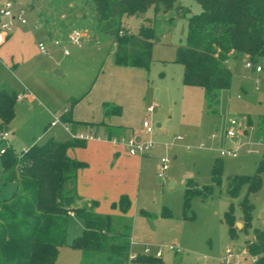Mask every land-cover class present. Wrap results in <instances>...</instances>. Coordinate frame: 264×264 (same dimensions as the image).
<instances>
[{
  "label": "rangeland",
  "instance_id": "rangeland-1",
  "mask_svg": "<svg viewBox=\"0 0 264 264\" xmlns=\"http://www.w3.org/2000/svg\"><path fill=\"white\" fill-rule=\"evenodd\" d=\"M6 1L25 9L28 22H18V26L24 32L29 30L33 40L25 33L1 50L0 86L22 97L16 101L13 119L3 123L2 129L9 136L4 139L0 134V175L3 149L20 155L33 144H42L51 138L68 141L71 133L62 123L56 126L49 123L55 115L59 117L71 98L82 96L91 88L103 68L109 70L116 48L115 38L97 28V9L93 1L0 0V3ZM161 8L156 12L151 5L140 14L125 13L122 26L124 31L134 33L139 32L143 24L153 28L152 62L149 68H142V76L149 81L148 104L157 102V105L152 113L145 110L144 115L152 120L156 129L159 121H163L169 130L164 140L173 145L166 149L162 146L160 155L143 159L134 173L127 174L125 181L121 180L124 177L117 180L119 191H126L132 202L126 215L112 214L105 202L110 194L103 190L108 187L103 185L92 191L102 201L98 211L113 215L114 234L124 232L127 223L132 226L131 254L148 256L150 261L144 263L131 258L129 264H253L246 244L253 238L255 228L264 227V173L260 190L249 191L248 186L243 185L237 196L229 194L227 178L253 175L263 157L264 137L259 136V124L264 117V69L246 68V56L230 61L231 85L221 90L219 103L210 107L204 87L186 84L184 65L175 60L178 48L187 42L189 17L200 12L202 6L196 0H177L173 8L167 11ZM76 31L85 33L81 46L71 39ZM8 32L0 28V34ZM56 39L59 44L55 43ZM39 40L48 45L50 54L39 50ZM63 45L69 49L68 55L64 54ZM259 59L264 66V57ZM118 75L125 77L122 73ZM131 113L127 112L129 117L133 116ZM233 118L240 124L242 140L226 135ZM178 136L182 139L177 140ZM240 143L243 145L237 156L221 154L222 150ZM162 156H168L171 162L165 177L160 178L158 163ZM217 162L222 165L221 183L213 179ZM189 181L198 188H209L208 193L194 192L190 207L185 211ZM16 184L0 182V198H10ZM246 197L253 205L248 232L242 230L241 203ZM231 210L237 229L235 237L230 233L226 218ZM83 231V218L77 214L69 216L66 244L60 248L55 264H84L82 251L72 247ZM229 247L236 256L226 260ZM159 250H162L161 257H157ZM99 256L101 262L96 264H109L107 253Z\"/></svg>",
  "mask_w": 264,
  "mask_h": 264
},
{
  "label": "trees",
  "instance_id": "trees-1",
  "mask_svg": "<svg viewBox=\"0 0 264 264\" xmlns=\"http://www.w3.org/2000/svg\"><path fill=\"white\" fill-rule=\"evenodd\" d=\"M93 1L97 9V28L115 38V63L119 65L149 68L152 62V26L142 25L139 32L124 31L122 17L140 14L154 5L159 12L175 6L177 0H87ZM202 6L198 13L189 17L187 42L178 48L176 61L184 65L183 81L200 85L210 107L217 105L220 92L231 85L233 76L229 62L248 56L254 62L264 57V0H196ZM1 19V15H0ZM18 93L0 86V118L8 123L15 116ZM78 98H71L61 117L72 123V107ZM106 114L121 113L122 106L104 102ZM260 137H264V117H261ZM85 140L74 138L65 142L49 139L42 144H33L20 155L6 149L1 155L2 173L0 182L17 183L10 198H0V264H55L60 248L66 244L69 212L81 216L84 231L73 241L72 247L79 249L85 258L84 264L101 262V254H108L109 264H129L132 258L131 229L127 223L125 231H112L110 216L96 212L99 205L92 200L79 208L73 205L78 199L76 192L67 189L69 181L86 167L84 161L71 158V147L84 146ZM217 183L223 180L222 165L217 162L213 172ZM264 154L253 175H233L227 178L228 192L237 196L243 185L249 191H258L263 184ZM209 186L196 187L189 181L185 191V211L190 207L193 193H208ZM119 205L126 215L132 207L128 196H123ZM244 211L242 230L252 224L253 205L246 197L241 203ZM148 215L146 211H143ZM169 215V214H168ZM232 237L236 235L233 211L226 213ZM247 250L253 264H264V227L255 228L253 238L247 241ZM149 262L148 256L132 258Z\"/></svg>",
  "mask_w": 264,
  "mask_h": 264
},
{
  "label": "crops",
  "instance_id": "crops-1",
  "mask_svg": "<svg viewBox=\"0 0 264 264\" xmlns=\"http://www.w3.org/2000/svg\"><path fill=\"white\" fill-rule=\"evenodd\" d=\"M18 22L24 24L20 20L15 21L13 30L18 28L15 32L11 30L7 35L5 33L0 34V57L2 48L14 38H19V35L23 34L24 36L27 33L25 36L33 40L30 31L24 32L19 28ZM114 43L116 45L115 41ZM64 54L68 55L69 53L64 52ZM246 58H248L247 55ZM113 62L110 64L109 70L102 69L91 88L84 95L76 97L78 100L72 107V123H66L61 117L64 110L70 106V102L68 101L59 117L55 115L56 118L60 119L58 123L53 124V119L49 125L56 126L62 123L71 133L68 140L74 139V135L77 134L93 136L92 138L84 139V146L71 147L68 150V155L71 158L84 161L87 164L67 184V189H73L78 196L73 207L79 208L89 204L92 200H97L99 205L95 210L101 214L98 209L102 201L92 191L103 185L108 187L103 190H107L108 194H110L105 197L106 205L109 204L113 215L120 216L124 213L121 211L119 205L114 207L113 204L118 203L123 196L128 195L126 191H119L120 183L117 180L124 177V180H121L125 181L130 171L134 173L136 165L140 166L143 159L160 155L163 152L162 146H165L166 149L169 147L166 143L170 142L164 140L168 136L169 130L163 121H159L158 128H155L154 139L157 141V147L149 155H131L125 145H115L104 139L105 136L113 135L145 137V130L142 127L143 120L146 118L144 115L145 110H147V106L151 103L157 105V102L148 104L146 100L149 81L142 76V68L144 67L116 64L114 55ZM56 71L58 73L62 72L61 69H56ZM119 73L124 74L125 77H119ZM20 97H22V94L18 95V98ZM106 101L121 105L122 112L106 114L103 107ZM128 111H132L131 114L133 116L129 117ZM54 139L60 140L58 138ZM173 183L175 184V181ZM112 214L106 215L110 216L113 221L114 217H112ZM74 215H76L75 212Z\"/></svg>",
  "mask_w": 264,
  "mask_h": 264
},
{
  "label": "built area",
  "instance_id": "built-area-1",
  "mask_svg": "<svg viewBox=\"0 0 264 264\" xmlns=\"http://www.w3.org/2000/svg\"><path fill=\"white\" fill-rule=\"evenodd\" d=\"M0 28L5 30V31H11L15 27V21L20 20L22 23L28 22V19L26 17L25 9L23 7H15V5L11 1H6L5 3H0ZM84 36V33H80L79 31L74 32L71 35V39L73 40V43L77 44L78 46L82 45L81 37ZM56 44H59L60 41L58 39L55 40ZM38 47L41 52L45 54H50V50L48 48V45L43 41L39 40L38 41ZM64 47V52L69 53V49ZM245 67L248 69H253L256 71H262L264 66L262 65L261 62H254L251 59L247 58L245 61ZM260 79L257 78V81ZM155 103H151L147 106V111L152 113L155 109ZM60 119L56 118L53 120V124L58 123ZM3 121L0 118V134L1 137L4 139L9 136L7 132H5L3 129ZM143 129L145 130V137L141 136H136V135H131V136H126V135H113V136H105L104 139L108 140L109 142L117 145V144H122L125 145L126 148L128 149L129 153L131 155H137V156H145L149 155L153 150L157 147V141L154 139V134H155V126L152 123V120L149 118H145L143 120L142 124ZM226 135L230 139H236L239 138V140H242L241 135L242 131L240 128V124L236 119H231L229 123V127L227 128ZM75 138H80V139H88L92 138L93 136H88L84 134H77L74 135ZM177 140H181L182 136H178L176 138ZM167 146L171 147L173 145L172 142L166 143ZM243 144L240 143L236 145L234 148L227 149V150H222L221 154L226 156H237V152L240 150L241 146ZM2 153L5 152V149L1 151ZM170 158L168 156H162L159 160L158 163V176L160 178L165 177L167 171L169 170L170 167ZM70 215H74L73 211L69 212ZM169 249H173V246H169ZM148 250V249H147ZM228 255L226 256V260L233 259L236 254L233 253V249L229 247L227 250ZM162 255V250H159L157 252V257H161ZM132 258H136L137 256H131Z\"/></svg>",
  "mask_w": 264,
  "mask_h": 264
},
{
  "label": "water",
  "instance_id": "water-1",
  "mask_svg": "<svg viewBox=\"0 0 264 264\" xmlns=\"http://www.w3.org/2000/svg\"><path fill=\"white\" fill-rule=\"evenodd\" d=\"M238 225L240 226V225H242L241 223H238Z\"/></svg>",
  "mask_w": 264,
  "mask_h": 264
}]
</instances>
